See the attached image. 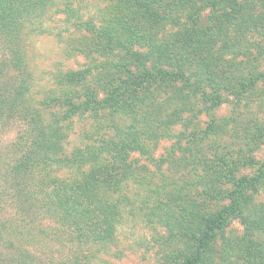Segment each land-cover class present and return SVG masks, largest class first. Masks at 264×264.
Wrapping results in <instances>:
<instances>
[{
	"label": "trees",
	"instance_id": "16d2710c",
	"mask_svg": "<svg viewBox=\"0 0 264 264\" xmlns=\"http://www.w3.org/2000/svg\"><path fill=\"white\" fill-rule=\"evenodd\" d=\"M53 1L0 0V131L18 129L15 140L0 150V264H85L93 258L78 251L113 238L120 216L113 196L120 197L133 174L130 167H113L110 161L126 165L131 154L152 160L147 142H157L158 134L169 136L166 130L180 122L185 131L184 122L196 121L198 104L221 105L207 79L208 31L220 39L222 28H229L244 5L264 6V0H100L111 5L106 14L100 9L96 22L82 19L71 5L56 9L74 19L72 31L90 36L77 50L91 60L78 70L57 71L53 90L37 104L28 45L34 36L50 33L42 26ZM207 10L220 14L205 27ZM10 71L14 75L5 78ZM76 118L91 119L100 135L67 152ZM236 165L225 163L222 170L211 165L201 177L205 194L224 204L205 212L193 199L182 217L185 226L195 223L194 249L182 264H203L210 243L233 219L247 233L264 231L253 201L264 188V162L244 163L257 167L251 176L233 173ZM49 239L77 249L70 247L68 258L59 261L43 260L39 248ZM223 255H235L226 240Z\"/></svg>",
	"mask_w": 264,
	"mask_h": 264
},
{
	"label": "rangeland",
	"instance_id": "374dc122",
	"mask_svg": "<svg viewBox=\"0 0 264 264\" xmlns=\"http://www.w3.org/2000/svg\"><path fill=\"white\" fill-rule=\"evenodd\" d=\"M67 5L78 9L82 19L96 22L100 9L102 14L108 13L111 3L53 1L54 10L42 26L50 33L34 36L28 45L27 58L33 77L31 94L37 104L53 90L57 71L78 70L91 60L77 50L91 40L90 36L72 31L74 19L55 13L56 9L66 10ZM219 14L207 10L203 15L205 27L212 26ZM224 29L220 39L210 37L211 31L207 34L211 52L207 58L210 66L207 79H212L215 94L222 98L221 105L211 109L209 104H198L196 121L184 122L185 131L180 122L176 127L165 129L169 136L158 134L157 142H147L153 152L152 160L131 154L126 165H117L109 157L113 159L111 166L130 167L133 174L123 183L120 197L113 196L114 201H119L120 212L113 238L106 245L92 243L78 251L79 255L93 254L85 264H182L194 249L190 237L194 235L195 223L185 226L182 217L192 207L193 199L199 200L205 212H213L224 204L220 199L215 200L216 196L205 194L201 177L207 175L211 165L222 170L225 163L234 162L240 165L235 166L233 173L251 176L257 167L246 168L244 163L264 162V6L255 2L244 5L242 14ZM59 33L65 35L62 40L57 38ZM212 41L216 42L211 44ZM13 75L10 71L5 78ZM207 90L211 92L210 87ZM40 111L47 115L53 113L50 108H40ZM17 130L12 126L0 131V150L15 140ZM180 130L184 135L178 137ZM99 132L91 119L76 118L65 142L66 151L93 143ZM146 139L145 136L142 140ZM253 201L264 219V188L253 195ZM225 240L233 248L235 258L225 259ZM70 247L77 249L75 245L68 247L64 240L49 239L39 248L38 256L59 261L68 258ZM204 259L203 264H264V231L247 233L239 220L233 219L210 243Z\"/></svg>",
	"mask_w": 264,
	"mask_h": 264
}]
</instances>
